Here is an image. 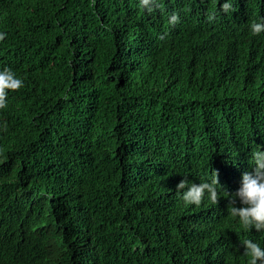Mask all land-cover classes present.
I'll list each match as a JSON object with an SVG mask.
<instances>
[{
    "label": "trees",
    "instance_id": "16d2710c",
    "mask_svg": "<svg viewBox=\"0 0 264 264\" xmlns=\"http://www.w3.org/2000/svg\"><path fill=\"white\" fill-rule=\"evenodd\" d=\"M222 3L0 0V68L25 81L0 110V264H249L264 232L227 192L176 189L235 192L264 145V0Z\"/></svg>",
    "mask_w": 264,
    "mask_h": 264
},
{
    "label": "clouds",
    "instance_id": "9594fccd",
    "mask_svg": "<svg viewBox=\"0 0 264 264\" xmlns=\"http://www.w3.org/2000/svg\"><path fill=\"white\" fill-rule=\"evenodd\" d=\"M139 6L147 13H152L160 8V0H139ZM221 11L230 14L235 11L234 0H223ZM215 14L209 15L208 20H215ZM180 23L178 13H172L168 17V24L175 26ZM250 32L253 36L264 34V18L250 24ZM7 33L0 31V41H4ZM164 36L161 35V39ZM24 79L10 67L0 68V110L8 107L9 93L20 90L24 87ZM7 130V123L0 122V131ZM250 171L242 174L239 188L229 193L221 185L218 175L199 183L190 181L188 177L177 184L176 189L180 193L185 205L200 206L207 199L211 203H218L223 191L227 192L230 201V214L238 219L243 229L256 232H264V145H258L249 157ZM245 255L249 264H264V246L248 239L243 242Z\"/></svg>",
    "mask_w": 264,
    "mask_h": 264
}]
</instances>
